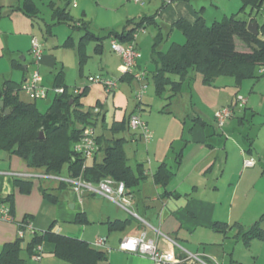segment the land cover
I'll return each mask as SVG.
<instances>
[{
    "label": "crops",
    "instance_id": "1",
    "mask_svg": "<svg viewBox=\"0 0 264 264\" xmlns=\"http://www.w3.org/2000/svg\"><path fill=\"white\" fill-rule=\"evenodd\" d=\"M41 1L47 3L54 25H66L71 30L79 31L77 28L72 29L67 24H55L53 20V11L55 9L66 8V0H64L65 6L63 7L60 6L62 0ZM145 2L148 4V8L157 7L154 14H157L155 21L158 27H153L156 34L158 31L162 34V41L165 44L163 46L160 44L157 49L163 52L172 43L183 44L185 42V38L179 30L181 36L179 37L178 35L176 37L174 35L175 32H173L174 28H169L179 19L188 23H194L198 16H202L206 24L220 21V16L216 15V17L210 20L211 22H208L209 20L204 17L205 14L203 15V12L199 11L204 8L203 4L199 8V5L202 3L201 0H170L168 3L165 0H145ZM0 8V63L5 64V62H8L11 70L15 69L26 72L29 68L25 65L26 56L30 55V40L33 37L34 22L40 15L37 1L0 0ZM230 8L232 7L228 5L226 11L223 13V19L228 17V13L231 12ZM65 10L73 18L75 27L83 23L81 19H74L68 8ZM138 13L140 12L138 11ZM82 14L84 15V12ZM129 14L127 13V16ZM135 17L127 18L126 22L128 20L137 21L140 18L137 19ZM86 24L90 30L89 23L86 22ZM123 26L119 30L107 29L105 36L109 31H121ZM82 34H79V38L75 40L69 32L67 38L60 46L53 44L55 48H73L79 69L81 66L78 56V43ZM52 36L53 33L47 28L44 33L45 40L52 38ZM147 37L150 40L152 39L150 35L145 36V39ZM68 39L71 41L67 42ZM169 39L171 41L167 46L166 44ZM104 41L108 42L110 39ZM135 43L141 53V58L137 62V69H147L152 64V46L149 61L145 63L143 59L145 44L141 40L140 35L136 36ZM94 48L95 42L93 51L97 54ZM103 52L104 42L102 43V52L97 55L101 56ZM50 54L42 52L36 70L44 68L43 72L45 73L47 69L54 68L57 58L53 56V52H50ZM84 54L86 55L85 47ZM12 60H16L17 64L19 63L21 67L19 69L13 68ZM113 63H115L117 71L120 72L119 78L131 85L132 81L125 76L120 58ZM63 68V64H61L59 70L62 69L64 72ZM6 74H8V78L4 80L14 81L11 71ZM27 79L28 76L22 74L21 80L14 82L20 83L22 86ZM4 80H0V84ZM63 81L67 86L65 80ZM200 84H202L201 86H206L202 83V80ZM181 90L182 87L180 88V92ZM68 93L73 94L74 92L68 90ZM216 96L214 94L212 97L204 95L194 97L192 94L186 96V93L184 97H178L177 95L172 99L169 106H166L169 103L167 100L165 106L159 111L162 116L161 118H163L160 124L147 122L139 114V117L145 122L148 131L151 133V139L146 142L137 135L139 133L136 135L134 133L130 134V131L129 137L125 136L130 144L140 142L138 143L141 149L138 154L140 160L136 163V166L141 165L143 173L146 175V179L141 181L136 189L130 191L129 194L126 193L132 214L119 208L110 199L98 194H84L81 201H79L70 187H61L58 182L54 185H46L39 179H33V186L30 192L27 194L21 193L14 186V178L9 173L38 174L40 172H31L30 168L27 167L21 158L8 156L4 151L0 150V203L10 207L9 203L4 201L7 197H11V211L15 220L20 221L24 217H29L32 226V231L25 232L22 249L25 248L27 241L33 233H42L51 229L55 234L85 241L91 247H93L92 244L96 239H105V246L97 249L106 255V259L98 262V264H152L147 258L119 250L120 242L124 238L137 237L145 230L147 239L155 241L168 264H178L181 262L183 258L181 249L192 254L210 257L219 264H242L231 258L228 261H225V259L220 260L216 254L217 247H221V251L224 249V240L229 239L230 235H233V238L236 240L241 241L237 237L238 229L236 227L230 228L226 235H222L216 232L213 226L217 222L225 223L228 226L238 223L243 229H248L264 213V200H260L257 205L256 203L253 206L251 205L254 201L252 197L255 199L256 196L261 194L260 191L255 189L254 186L256 184H252L251 179L264 181V158L255 159L258 163L253 159L254 139L250 138L249 128L246 132H238L241 136V142L243 141L242 145L239 146V139L236 142L229 140L228 134L233 133L236 129L232 121L226 127H223L221 131L212 126V122L216 126L214 113L217 107H222L224 104H227V106L231 105L226 101L222 102L220 97ZM111 97L113 103H116L118 106L123 105L125 95L121 90L118 89V92L114 91ZM195 99L197 100L196 102ZM181 101L183 102L181 104L183 110L180 109V113L176 114L171 109L175 108ZM97 102L101 104L100 109L104 118V124L107 126H110L114 121L121 122L127 119L128 115L134 112L145 111V106L147 105V102L145 100L143 102L142 100L141 108L136 109L135 105L127 116H125V109L122 110L120 108L123 112L120 119H116L118 118L117 112L113 111L111 120H107L106 108H103L105 104L100 100H97ZM229 103H231V99ZM197 105L211 109L209 114L210 119L204 116L203 112L197 108ZM180 114L187 115L190 118L189 124H186L184 118L181 121L179 120ZM196 117L200 118L205 125L196 121ZM144 152H146L145 156L148 157V166H144L145 164L142 162L144 159L142 154ZM98 154L92 159L87 160L86 164L91 165L94 159L100 161L101 158L100 160L97 158ZM248 159L255 161V165L252 168L243 167V161ZM163 164L171 172V178L165 186L156 184L153 179L154 174ZM257 164L260 167H257ZM129 166L135 174H138L136 166L134 168L131 165ZM41 189L56 196V201L51 202L45 198ZM117 208L122 211H118ZM259 211L261 212L259 213ZM247 212H253L252 222H250L249 226H246L243 222L244 213ZM78 215L84 216L86 222H75ZM116 220H127L128 222L111 229L108 223ZM232 231H234L233 234H231ZM16 239V225L0 220V253L6 244L13 243ZM40 248L41 258L38 261L33 260L32 255L29 256L24 251L20 253L21 257L26 260V264H69L52 255L54 250L52 244L43 242ZM213 251H216V253ZM22 253H25V255L22 256ZM229 254L231 255V253Z\"/></svg>",
    "mask_w": 264,
    "mask_h": 264
},
{
    "label": "trees",
    "instance_id": "2",
    "mask_svg": "<svg viewBox=\"0 0 264 264\" xmlns=\"http://www.w3.org/2000/svg\"><path fill=\"white\" fill-rule=\"evenodd\" d=\"M66 1L67 8L71 0ZM263 1L241 0L238 13L248 6L258 14L262 10ZM66 8L55 9L53 20L55 24H67L72 29L77 28L83 32L78 43L80 66L86 58L84 47L87 42H95L94 50L100 54L102 43L106 39L114 38L122 44H127L135 42L137 33L140 30H145L147 26L158 27L155 21L157 14L144 15L137 21L128 20L121 31H109L106 36L99 37L89 30L86 23L75 27L74 20L66 12ZM237 14L220 21H214L210 26L205 23L202 16H198L194 23L179 19L171 25L170 29L179 30L184 36L185 42L183 44L172 43L165 52L157 49L162 42V34L160 31L157 32L152 45V62L155 64V68L151 74L157 95H162L165 86H172L170 96L166 97V100L169 101L166 106H169L172 99L180 93L181 83L188 77L190 71L198 73L202 83L206 86H212L214 80L220 76L233 77L238 84L244 79H258L264 76V23L262 26L257 24L258 33L261 36L259 39L247 31V21L238 19ZM251 20L255 22V19ZM70 41V39L67 40V42ZM11 63L13 68L21 67L16 60H12ZM170 75L178 76L180 81L172 80ZM63 76L62 69L54 76L52 89L61 88L63 91L58 94L54 93L45 113H41L34 103L25 104L19 101L18 92L22 90L20 83L4 80L0 84V103L3 104L2 107L0 106V150L8 156L21 158L28 168L41 169L42 172L39 174L61 176L62 170L66 166L67 175L65 177L75 178L81 175L84 181L94 185L108 178L113 182H122L126 193L129 194L130 191L138 187L141 181L146 179V175L143 173L141 165L135 167L138 174H135L128 165L125 153V144L128 140L124 136L109 140L104 137L103 133L97 134L98 150L96 154L102 153V158L100 161L94 159L91 165H87L85 159L73 148L80 140L83 129L87 126L96 127L99 124L102 130H110L113 135L129 132L128 118L130 114L127 119L121 122L114 121L110 126H107L104 124L99 102L87 110L83 109L80 100L89 87L86 86L81 92L70 94L64 84ZM125 76L132 81L131 76L126 74ZM138 105L136 104V107ZM6 110L9 111L7 114H5ZM195 120L205 125L200 118L196 117ZM240 120L242 122L243 118ZM40 133H43L42 139H40ZM13 178L14 186L21 193L30 192L33 178L16 176ZM170 178L171 172L164 164L153 176L154 182L162 186H165ZM59 184L61 187H70L66 183L59 182ZM41 192L51 202L56 201V196L53 194L47 193L43 189ZM4 202L9 203L11 211L12 198L7 197ZM27 220H30L29 217L22 219V221ZM75 222L82 223L86 220L84 216L78 215ZM127 222V220H116L109 222L108 225L114 229ZM262 224H264V213L248 229H243L238 223L228 226L220 222L215 223L213 229L226 235L230 228L236 227L238 229L237 237L244 245L248 246L250 241L264 238ZM23 242V238H17L15 242L6 244L0 253V264H26V260L21 257L20 253L24 251L31 256L34 254L35 248L43 242L54 246L52 252L54 257L69 264H98L106 259V255L102 251L91 247L85 241L55 234L51 229L42 233H33L24 249H22ZM178 264L191 263L181 261Z\"/></svg>",
    "mask_w": 264,
    "mask_h": 264
},
{
    "label": "rangeland",
    "instance_id": "3",
    "mask_svg": "<svg viewBox=\"0 0 264 264\" xmlns=\"http://www.w3.org/2000/svg\"><path fill=\"white\" fill-rule=\"evenodd\" d=\"M36 1L40 9V15L39 18L34 22L33 36L36 37L39 43L42 45L43 52L47 54L53 52V56L57 58V63L54 68L47 69L45 73L43 72L44 68H42L41 70H37L39 72V75L41 76V84L49 91L47 99L34 101L31 100L23 90H20L18 92L19 101L25 104L34 103L36 104V108L41 113H45L54 96V92L51 87L52 82L54 80V76L59 70L60 65L63 64V69L65 72L63 78L67 83V86H69L67 90L75 92L81 91L85 85L89 87L85 92V95L81 98L84 110H87L89 107L93 106L97 100H100L102 103L105 104L103 108H106L107 120H111L113 111L117 112L118 118L116 119H120L122 117L123 109H125V116H127V114L135 107L138 102L136 96L138 95L139 85L135 81H132L131 85H129L125 80L119 78L120 72L117 71V68H115V63H113L117 61L119 57L111 51L109 41H104V52L101 56L94 53V42L89 41L86 43L85 51L87 56L85 58L84 63L80 67V69H82L80 71L77 63V58L74 56L73 48H55L53 47V44L55 46H60L67 38L69 32L73 35L75 40H77L79 38V34L81 35L83 32L71 30L66 25H54L51 20V14L47 3L45 1L42 2L41 0ZM201 1L202 3L199 5V8L202 4L204 5V8L199 11H202L203 15L205 14L204 17L209 20L208 22H211L210 20H212L213 17H216V15H219V20H222L223 13L224 11H226L228 5L233 8H230V11L234 12L228 13V17L237 14L241 7V0ZM73 2H75L76 4L75 7L72 6ZM141 4L142 5L134 4L131 0H71L67 8L70 11L71 15L74 17V19H81V22L83 23L88 22L90 25V30L94 34H96L97 36H105L107 29H121V27L125 25L127 18L129 19L132 18V16H136L135 18L138 19L143 15H153L154 13H156L155 11L157 10V7L148 8V4L145 2V0ZM60 6H65L64 0L61 1ZM261 9V12L256 14L251 10L250 7L246 6L244 7L243 11L237 14V18L246 21H249L250 19H255V22L259 26H262V24L264 23V1L261 5ZM138 11L140 13H138ZM82 12H84V15L82 14ZM127 13L130 14L127 16ZM211 24L212 23H208L207 25L210 26ZM47 28L51 30L53 36L52 38H47L45 40L44 33ZM173 32H175L174 35L176 37L178 35L179 37L181 36V33L177 29H174ZM155 34L156 33L153 26H147L145 30L139 31L137 33V35H140L141 40H143L145 44V50H143V59L145 63L146 61H149L151 46L153 45ZM148 35L152 36L151 40L148 37L147 39H145V36ZM170 41L171 39L168 40L166 44L167 46ZM164 44L165 43L162 41L161 46H163ZM30 56L31 55L26 56L27 58L25 65L29 67L26 72H22L20 70L15 69L11 70L8 65V62H5V64L0 63V80L8 78V74L6 73H9L10 71L14 77V81L21 80L22 74H25L28 76V78H30L33 71L36 70L38 67V65H34L32 63V58ZM154 68L155 64L152 62V64H150L147 69H141L144 70L147 74V79L145 80V89L142 96L143 102L145 100L147 102V105L145 106V111H139L138 115L140 114L142 119L146 120L147 122L160 124L163 121V118H161L162 116L160 115L159 111L167 103V100H165V98L170 96L172 86H165L164 90L162 91V95H157L151 74V71H153ZM97 77H104L115 80L117 82V89L115 90V92H118L119 89L125 95L123 105L118 106L116 105V103H113L111 97L112 93L108 94L101 83H91L88 81V79L90 78ZM169 77L174 81H180L179 77L176 75H170ZM197 82L201 83V76L196 72L190 71L184 83H181L182 90L180 92V95L179 93L177 94L178 97H184L185 93L186 96L192 94L194 95V97H201L203 95L207 97H212V95L216 94V97H220V100L222 102L226 101L228 102V104H233V108L235 109L233 117L227 120L224 125V127H226V125L230 121H232L233 125L236 127L233 133L228 134L229 140H231V142H236L239 139L240 141L238 144H240L239 146H241L243 141L241 142V136L240 134H238V132H246L249 128L250 138L254 139V150H252L253 159L257 160L259 158H264V76H261L258 79H244L240 81L239 84L233 77L220 76L214 80L212 86L210 87L201 86L202 84ZM238 98L246 99L247 103L243 107H239L237 103ZM230 99L231 103H229ZM196 101L197 100L195 99V102ZM182 103V101L179 102V104H177V106L171 110L175 111L176 114H179L180 109L183 110L181 105ZM223 106H227V104H224ZM220 107L221 106H218L217 109ZM120 108H122V110H120ZM197 108L203 112L206 118H209L211 109L204 106L202 107L201 105H197ZM240 117L243 118L242 123L239 120ZM183 118L186 120V124H189L190 118L187 115H181L179 120L181 121ZM211 124L213 127H215V129L221 131V129L215 126L213 122ZM95 131L98 135L103 133L104 137L109 140L111 138H117L120 136H126L127 138L129 137V132L113 135V132L110 130H102L99 124L96 125ZM131 133L132 131L130 130V134ZM137 133H139V131H137ZM138 143L140 142L131 144L129 142H126L125 144L126 156L129 159L128 163L133 168L136 166V163L140 160L138 158V154L140 153L141 149ZM238 149H240V147H238ZM145 153L146 152L142 154V157L144 156L142 162L145 164L144 166H148V157L145 156ZM97 158L98 160H100V158H102V153H99ZM256 162L258 163V161ZM257 167H260V165L257 164ZM30 171L42 172L41 169L32 168H30ZM61 174V176L63 177L67 175L66 166H64ZM40 181L43 184L45 183L46 185L56 184V182L52 180L41 179ZM251 181L252 184H256L254 186L255 189L257 191H260L261 193L260 195L256 196L255 199L254 197H252V200L254 201L251 203V205L253 206L255 203L257 205L260 200H264V181H255L254 179H251ZM118 211L122 210L118 209ZM260 212L261 211H259V213ZM252 215L253 212L244 213L243 222L246 224V226H249L250 222H252ZM262 227L264 228V224H262ZM233 232L234 231H232L231 234H233ZM217 248V253L216 251L213 252L217 254V257L220 260L225 259V261H228L231 258L242 264H264V238L263 240H252L249 246H245L241 241L233 238V235H230L229 239L224 240V249L221 251V247ZM229 253H231V255ZM24 255L25 253H22V256Z\"/></svg>",
    "mask_w": 264,
    "mask_h": 264
},
{
    "label": "built area",
    "instance_id": "4",
    "mask_svg": "<svg viewBox=\"0 0 264 264\" xmlns=\"http://www.w3.org/2000/svg\"><path fill=\"white\" fill-rule=\"evenodd\" d=\"M134 4H141L144 0H131ZM165 2H170V0H165ZM75 2L72 6L75 7ZM143 31V30H140ZM110 49L114 52L121 60L124 73L132 77V81H135L139 85L138 95L136 96L137 104H139L136 109L141 108L142 96L145 89V80L147 79V74L144 70L137 69V62L141 58V53L134 41L127 44H122L116 39L111 38L109 41ZM30 55L32 58V63L38 65V62L42 56V45L39 43L36 37H32L30 40ZM263 72V71H261ZM91 83H101L108 94L113 93L117 89V82L112 79L97 77L88 79ZM22 90L29 96L31 100H45L48 96V89L43 87L41 84V76L37 70H34L31 77L24 81L22 84ZM61 88L54 89L53 92L58 94L62 93ZM74 93H78L75 91ZM246 99L238 98L237 103L239 107H243L246 104ZM234 112L233 106H222L218 108L214 113V120L216 126L221 129L224 127L227 120H229ZM128 127L135 135L139 131V137L143 138L144 141L148 142L151 139V133L148 131L147 126L143 120L139 117L138 113L134 112L130 114L128 118ZM97 133L95 127L87 126L83 129L80 140L74 145V151L79 153L85 161L92 159L97 150L98 145L96 141ZM255 165L253 159H248L243 161L244 168H252ZM11 176L23 177V178H33V179H45L52 180L54 182L66 183L70 186L71 190L75 193L78 200L81 201L84 194H98L105 198L113 201L119 208L132 214L130 211V202L126 197V191L124 184L122 182H113L110 179H103L97 184H92L91 182L84 181L81 175L75 178L63 177V176H53V175H43V174H22V173H9ZM0 220L7 223H13L17 228V238H23L26 231H32V226L29 220L27 221H16L13 217L8 206L0 203ZM175 244V243H174ZM176 245V244H175ZM95 248H102L105 246V239L98 238L93 244ZM119 250L126 253H133L142 258L149 259L152 264H168L164 259L162 251L158 248L155 241L147 239L145 230L140 233L137 237H126L119 245ZM181 254L183 258L181 261H185L191 264H219L216 260L205 257L200 254H192L183 249H181ZM33 260H40L41 258V248L37 246L35 252L32 255Z\"/></svg>",
    "mask_w": 264,
    "mask_h": 264
},
{
    "label": "water",
    "instance_id": "5",
    "mask_svg": "<svg viewBox=\"0 0 264 264\" xmlns=\"http://www.w3.org/2000/svg\"><path fill=\"white\" fill-rule=\"evenodd\" d=\"M247 31L252 34L253 36L261 39V36L258 33V26L256 22H253L251 19L249 21H247ZM2 103H0V106L2 107ZM9 111L6 110L5 114H7ZM43 138V133H40V139Z\"/></svg>",
    "mask_w": 264,
    "mask_h": 264
}]
</instances>
